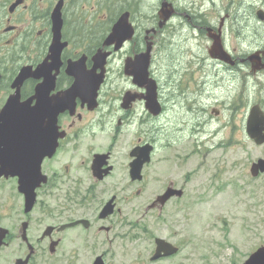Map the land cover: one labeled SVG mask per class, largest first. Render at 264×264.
<instances>
[{
    "label": "flooded vegetation",
    "instance_id": "1",
    "mask_svg": "<svg viewBox=\"0 0 264 264\" xmlns=\"http://www.w3.org/2000/svg\"><path fill=\"white\" fill-rule=\"evenodd\" d=\"M146 1L0 0V264H94L99 256L101 264H109L108 249L94 253L102 240L140 234L145 168L161 148L153 121L165 112L162 85L154 69L160 37L178 20L181 27L191 25L205 30L207 37L219 36L223 45L221 29L225 27L223 17L217 28L212 20L196 21L204 11L194 4L186 7L177 0H156L154 10L146 12L142 11ZM53 12L60 22L58 34ZM126 12L132 34L118 47L114 42L105 44ZM147 50L148 75L156 82L161 106L158 114L146 108V89L134 80L130 72L134 66L126 64ZM255 51L263 64L257 69L248 55L209 58L232 75L244 63L256 73L264 68V50ZM98 53L106 55L103 74L100 68L91 71ZM199 66L205 70L204 61ZM24 67L29 71L20 80ZM168 77L171 91L188 95L181 75ZM204 85L205 79L196 92ZM11 96L29 107L40 106V119L25 121L44 128L40 140L50 139L48 146L41 145L45 153L38 169L36 161L26 159L28 153L23 155L22 167L13 159L3 160V134L8 132L3 127L12 120L8 115L5 120L1 113L5 106L10 108ZM148 121L153 125L143 131ZM46 126H50L47 131ZM146 144L152 146L150 160L136 174L131 163ZM159 185L161 192L147 210H162L185 191L184 180L178 184L165 179ZM168 188L181 190V196L160 203L157 197ZM108 202L110 212L103 215Z\"/></svg>",
    "mask_w": 264,
    "mask_h": 264
},
{
    "label": "rangeland",
    "instance_id": "2",
    "mask_svg": "<svg viewBox=\"0 0 264 264\" xmlns=\"http://www.w3.org/2000/svg\"><path fill=\"white\" fill-rule=\"evenodd\" d=\"M177 1L202 8L203 16L195 19L202 24L212 20L217 28L223 17L222 46L229 55L264 50V21L256 15L264 11V0ZM144 3L142 11L147 12L154 10L156 0ZM168 29L160 37L163 45L154 62L165 112L153 121L161 148L145 168L140 234L102 240L94 253L108 249L109 264H240L264 245V172L250 173L251 163L264 159V143L256 144L245 129L253 105L264 112V68L252 73L244 63L232 75L212 64L208 48L213 38L204 29L181 27L178 20ZM168 75L173 79L181 75L187 96L171 91ZM152 125L144 123L143 131ZM165 179L178 184L184 180L183 195L162 210H147ZM155 237L179 250L151 261Z\"/></svg>",
    "mask_w": 264,
    "mask_h": 264
},
{
    "label": "water",
    "instance_id": "3",
    "mask_svg": "<svg viewBox=\"0 0 264 264\" xmlns=\"http://www.w3.org/2000/svg\"><path fill=\"white\" fill-rule=\"evenodd\" d=\"M164 12V7L161 9ZM55 12H53V26L55 34L59 32L60 22L54 18ZM168 15L164 16V20ZM257 16L260 19L264 18L263 10L257 11ZM128 13H124L121 15L119 20L114 24L111 32L107 36L105 40V44H111L114 42L116 47L120 41L128 38L132 34V26L128 21ZM213 38V42L208 48V53L212 57H219L224 60H228L229 53L223 48L221 40L219 36L211 35ZM53 42L50 47V51L54 50ZM148 49V48H147ZM105 54H96L94 56V65L91 71H94L96 68L101 69V74H103L104 65H105ZM248 58L251 62V65L254 69L259 68L261 65V56L258 51H254L248 55ZM135 61V60H134ZM127 66H134L135 70L132 69L130 72L134 76V80L141 84L146 92L143 94V99L145 100V106L149 110V112L153 114H158L160 112L161 106L157 99L156 92V82L153 78H150L148 75V50L136 56V61L126 63ZM40 66L36 68L35 71H39ZM29 71V67H24L20 74L19 79L22 80L24 76L27 75ZM38 88L36 89L35 97L38 99ZM8 104L10 108L5 106L2 110L3 118L6 120V116L8 115V120H12L5 124L3 129L8 132L4 133L3 143H4V157L3 160L13 159L18 162L19 167H22L23 155L28 153L29 156L26 157L29 161H36L38 169L39 161L42 159L45 150L41 148V145L45 143L47 146L50 144V139L40 140V135L44 128H41L35 123L26 124L25 121H34L39 120L38 114H40V106L37 104L33 107H29L28 104H23L22 102H17V96H11L8 100ZM13 107V108H12ZM50 126L45 127V131L49 129ZM246 133L248 136L254 140L256 144L264 143V112L261 110L258 104L253 105L250 110L246 120ZM53 147L55 145L54 140H51ZM152 146L146 144L142 146L141 154H138L136 159L131 163V169L136 174H139L141 167L144 163L150 160V151ZM8 157H7V156ZM250 172L253 176L257 175L259 172H264V159L258 158L256 161L252 162L250 166ZM182 191L175 188H168L163 194L157 197V200L160 203H164L172 196H181ZM111 202L105 204L102 209L101 214L106 215L110 212ZM102 215V216H103ZM154 251L150 256V260H158L163 257H168L177 253L179 248L173 243L167 241L161 237L154 238ZM101 257H97L94 264H101ZM240 264H264V245L258 246L254 251H252L248 257Z\"/></svg>",
    "mask_w": 264,
    "mask_h": 264
}]
</instances>
